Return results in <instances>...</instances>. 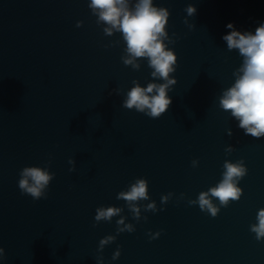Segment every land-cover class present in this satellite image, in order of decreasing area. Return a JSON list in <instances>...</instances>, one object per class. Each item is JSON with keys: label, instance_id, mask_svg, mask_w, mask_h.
Here are the masks:
<instances>
[{"label": "water", "instance_id": "obj_1", "mask_svg": "<svg viewBox=\"0 0 264 264\" xmlns=\"http://www.w3.org/2000/svg\"><path fill=\"white\" fill-rule=\"evenodd\" d=\"M152 3L168 12L162 40L176 55L158 117L124 102L136 84L165 79L147 56L126 62L123 32H107L90 0H0V264H264L252 228L264 135L245 134L220 102L244 59L226 25L254 32L264 0ZM226 161L247 171L233 178L239 198L221 202L209 189ZM28 166L51 174L39 198L19 187ZM138 179L146 197L120 196ZM110 206L119 211L98 219Z\"/></svg>", "mask_w": 264, "mask_h": 264}, {"label": "clouds", "instance_id": "obj_2", "mask_svg": "<svg viewBox=\"0 0 264 264\" xmlns=\"http://www.w3.org/2000/svg\"><path fill=\"white\" fill-rule=\"evenodd\" d=\"M90 6L99 10L100 19L112 26L106 29L107 32L110 33L112 28L123 32L127 50L131 53L126 62L134 57L147 56L149 64L154 68L152 75L165 79V83L150 82L146 87L136 84L129 90L124 102L128 107L135 106L138 110H147V114L152 117L160 116L172 103L167 88L175 82V78H169L168 74L174 70L176 55L162 40L168 17L167 10L158 8L152 0H137L134 8L128 7L127 0H90ZM187 11L191 14L196 8L190 5ZM226 27L233 30L225 33L222 38L227 41L230 49L238 48L244 59L235 82L223 92L221 106L231 110L245 134L260 137L264 135V23L259 24L254 32L236 30L233 22H228ZM246 171L242 162L226 161L223 179L209 191L221 202H227L229 198L238 199L242 189L236 186V180L233 178L242 177ZM50 179L51 174L46 169L28 166L22 170L19 187L22 192L39 198L45 194L43 190ZM120 196L128 200L146 197L145 179H138L129 191L121 192ZM199 204L202 209L207 208L213 215L216 214L217 208L212 204L207 192L200 194ZM118 211V208L111 206L101 208L98 209L97 218H110ZM257 218L258 224H254L252 228L256 232V238L261 239L264 238V209L259 210ZM104 242L102 240L101 244ZM0 251L3 249L0 248Z\"/></svg>", "mask_w": 264, "mask_h": 264}]
</instances>
